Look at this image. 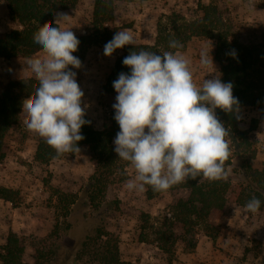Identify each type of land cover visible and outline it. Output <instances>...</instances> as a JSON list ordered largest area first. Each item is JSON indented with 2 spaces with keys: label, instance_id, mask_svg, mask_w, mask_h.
Wrapping results in <instances>:
<instances>
[{
  "label": "rangeland",
  "instance_id": "rangeland-1",
  "mask_svg": "<svg viewBox=\"0 0 264 264\" xmlns=\"http://www.w3.org/2000/svg\"><path fill=\"white\" fill-rule=\"evenodd\" d=\"M95 0H80L77 7L54 15L64 14L60 26L72 30L78 36L98 38L102 45L87 49L81 67L75 69L77 83L84 93L82 106L92 126L102 131L114 126L116 95H105L102 86L110 74L122 49L112 57L104 55V45L117 31L129 30L133 45H152L161 25L184 24L196 20L198 0H135L133 3H115L114 18L106 38H99L93 25ZM208 5L210 0H201ZM230 25L232 37L240 43L257 47L264 52V9L257 7L264 0H214ZM8 10L0 2V37L12 26L7 20ZM129 46V45H128ZM127 47V46H125ZM216 42L212 39L193 37L187 48L178 52L191 61L190 69L194 83L202 85L205 79L220 78V67L215 61ZM211 54L213 65L201 64V54ZM42 51L23 59L0 58V93L13 81L35 78L29 60L42 55ZM27 114L22 111L20 120L8 134L5 142L6 159L0 164V187L15 192L13 202L0 198V246L6 244L10 234L15 233L26 240L25 261L32 263L34 246L52 230V222L60 211V197L55 191L76 194L95 173L96 164L89 147L80 152L43 165L35 160L38 142L24 125ZM258 124L251 130L253 120ZM238 128L248 132L254 153L251 161L256 169L264 167V118L257 109L244 108ZM120 131V128H119ZM118 131V132H119ZM114 144V142H113ZM115 146V145H114ZM117 167L109 177L105 197L118 204V209L107 220V228L119 240L123 261L132 264H264V208L255 215L244 207L230 205L223 221L226 228L213 241L199 234L193 253L184 252V244L178 241L175 253L169 256L156 243V230L163 227L175 201L186 198L188 193L181 187L162 193L152 199L143 192L129 191L125 181L134 177V170L117 157ZM230 176L234 167H230ZM102 200V197L99 201ZM235 209H239L236 212ZM96 224H81L63 239L64 254L77 250L83 238L94 231ZM176 234L181 232L176 230ZM67 264H70L69 258Z\"/></svg>",
  "mask_w": 264,
  "mask_h": 264
},
{
  "label": "trees",
  "instance_id": "trees-1",
  "mask_svg": "<svg viewBox=\"0 0 264 264\" xmlns=\"http://www.w3.org/2000/svg\"><path fill=\"white\" fill-rule=\"evenodd\" d=\"M80 0H0L6 5L9 19L19 28L13 29L0 37V58L28 59L41 52L34 43L33 36L44 24L55 26L54 15L60 11L73 10ZM135 0H95L93 6V25L99 38H106L108 28L114 18L115 3L130 4ZM155 1V0H144ZM200 16L191 23L170 26L161 25L152 45H129L122 49L115 64L102 86L105 95L115 94L113 81L120 73L130 74V69L123 65L124 57L132 51L146 50L156 54L165 51L182 52L193 37L212 39L216 42L215 61L220 67L219 75L224 83L233 84V95L238 99L237 110L227 113L217 109L216 115L229 132L226 141L230 156L226 168L234 167V175L226 181L209 182L191 180L176 185L168 191L183 188L188 196L174 202L170 216L163 220V227L156 230V243L163 253L172 256L178 241L184 244V252L193 253L197 247L196 236H204L215 241L226 228L223 216L230 205L244 207L253 196L261 200L264 208V167L252 166L254 156L248 132L238 128V121L244 108L257 109L264 118V52L257 47L240 43L232 37L230 25L214 0L208 5L197 1ZM257 7L264 9V2ZM80 41L78 51L73 53L82 62L86 51L91 46H100L102 42L91 36L75 35ZM170 41H178L182 47L170 48ZM234 53V55L232 54ZM75 72V68L71 69ZM38 81L34 78L13 81L0 93V164L6 159L5 142L11 130L17 126L23 111V102L35 95ZM82 129L84 139L79 148L89 147L96 164L95 173L87 184L76 194L55 191L60 197V211L52 222L51 232L34 246L32 263L25 261L26 240L15 233L9 235L5 245L0 246V264H132L123 261L120 255L119 240L107 228L109 220L118 204L106 200L105 193L109 177L117 165V153L113 144L119 125L102 131L96 130L89 119ZM258 120H253L251 130L257 127ZM54 150L43 139L38 142L35 160L49 165L54 160ZM166 191V192H168ZM165 192H154L147 188L150 199ZM15 192L0 187V198L13 202ZM102 197V200L99 199ZM96 224L94 231L87 234L77 250L64 254L63 239L75 227ZM176 230L181 232L176 234Z\"/></svg>",
  "mask_w": 264,
  "mask_h": 264
},
{
  "label": "clouds",
  "instance_id": "clouds-1",
  "mask_svg": "<svg viewBox=\"0 0 264 264\" xmlns=\"http://www.w3.org/2000/svg\"><path fill=\"white\" fill-rule=\"evenodd\" d=\"M64 16L59 14L55 26L44 24L34 33V43L43 53L29 60L38 87L35 95L23 102L24 125L54 150V159L80 152L81 129L88 123L82 106L84 93L71 70L81 67L73 55L80 41L72 30L60 26ZM128 45H133L131 32L117 31L104 45V55L110 58ZM169 47L182 45L170 41ZM122 62L130 74L122 72L113 81L117 93L114 119L120 128L114 150L135 173L125 181V187L129 191L143 192L150 187L154 192H166L188 179L226 181L230 175L226 168L229 132L216 110H237L233 84L217 76L197 86L191 61L178 52L132 51ZM200 62L205 67L213 65L211 54L202 53ZM260 208L261 200L255 196L244 205L253 215Z\"/></svg>",
  "mask_w": 264,
  "mask_h": 264
},
{
  "label": "crops",
  "instance_id": "crops-1",
  "mask_svg": "<svg viewBox=\"0 0 264 264\" xmlns=\"http://www.w3.org/2000/svg\"><path fill=\"white\" fill-rule=\"evenodd\" d=\"M1 4H3V6H5L6 7V5L3 3V2H1ZM93 6H94V4H93ZM67 11H70V10H66V11H60V12H67ZM58 13V12H57ZM56 14V13H55ZM7 20H8V22H9V24L12 26V28L9 30V32L11 31V30H13V29H17V28H19L15 23H12L11 21H10V19H9V13H7ZM8 33V32H7ZM16 59V58H15Z\"/></svg>",
  "mask_w": 264,
  "mask_h": 264
}]
</instances>
